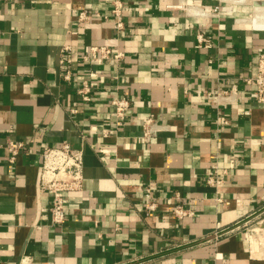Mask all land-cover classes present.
<instances>
[{"label": "crops", "instance_id": "1", "mask_svg": "<svg viewBox=\"0 0 264 264\" xmlns=\"http://www.w3.org/2000/svg\"><path fill=\"white\" fill-rule=\"evenodd\" d=\"M83 9L101 15L80 22ZM111 9V0H0V264H264V103L245 82L264 47V0H125L121 31ZM197 31L211 46L197 47ZM63 44L73 46L70 83L60 75ZM103 44L125 59L82 62ZM89 67L98 88L85 102L76 87ZM233 86V100L217 99ZM115 94L131 100L118 129ZM148 114L164 129L140 143ZM9 137L30 147L15 162ZM63 140L84 151V187L56 227L38 188L40 151ZM215 160L227 170L219 192L203 179ZM149 185L154 212L145 211ZM175 192L193 217L172 215ZM258 220L250 242L244 225Z\"/></svg>", "mask_w": 264, "mask_h": 264}, {"label": "built area", "instance_id": "2", "mask_svg": "<svg viewBox=\"0 0 264 264\" xmlns=\"http://www.w3.org/2000/svg\"><path fill=\"white\" fill-rule=\"evenodd\" d=\"M112 3V18L114 19V27L121 31L125 28L123 20L125 0H111ZM178 6L182 7L183 4ZM222 8L219 5L214 6L213 15H218ZM100 13L89 12L86 9L78 13V20L80 22H88L94 17L100 16ZM108 16H105L107 18ZM2 31L0 30V39ZM197 47L206 48L211 46L210 39L202 31H197L196 34ZM126 57L125 51L115 49L110 45H94L89 48L87 52L82 55V62L89 64L99 63H114L119 65ZM59 65L60 75L66 82L74 80V52L71 44H63L59 49ZM99 77V71L89 67L86 71V77L81 79L76 90L79 98L85 102L93 100L95 90L98 88L96 82ZM116 80L119 79L115 75ZM247 84L254 85L250 91L249 96L259 103H264V47L258 48L257 66L253 75L246 77ZM237 88L233 86L230 89H225L218 93L219 99L233 100L236 95ZM109 102L113 108L115 118V128L123 127L130 119L131 100L126 95L115 94L109 98ZM72 113H77L78 109H71ZM228 120H223L227 123ZM164 129L155 114H148L141 120V134L136 137L140 143L150 142L155 138L159 132ZM103 135H108L110 130L101 128ZM4 149L7 150V156L10 162H15L17 156L21 153L30 151L29 144L23 139L9 137L4 143ZM41 155V173L39 179V191L48 194L51 199L49 208L50 223L56 227L62 226L67 221V210L70 204L69 194L80 191L84 187V151L80 148H75L72 144L63 140L58 145H46L40 151ZM230 168L235 166V157L231 156ZM227 170L221 171L218 162L215 160L211 165V172L204 176V181L207 185L213 186L219 192L220 186L223 184V175ZM144 197L147 200L145 204V211L154 212L158 208V197L152 186H146ZM221 200L220 197L216 198ZM173 208L172 215L177 219H184L193 217L195 212L190 207H187L182 202V197L179 192H175L172 196ZM262 220H258L256 225L245 223V237L248 241H253L254 232L259 231L262 225ZM264 234V231L262 232ZM261 234V235H262Z\"/></svg>", "mask_w": 264, "mask_h": 264}, {"label": "bare ground", "instance_id": "3", "mask_svg": "<svg viewBox=\"0 0 264 264\" xmlns=\"http://www.w3.org/2000/svg\"><path fill=\"white\" fill-rule=\"evenodd\" d=\"M263 11H264V10H263ZM263 16H264V15H263ZM259 17H260V16H259ZM263 18H264V17H263ZM258 19H259V18H258ZM256 20H257V19H256ZM261 22H262V24H263V23H264V19H263V20L261 19L260 22H259L260 25H259V23H258V24H256V26H257V27H263L264 24L262 25Z\"/></svg>", "mask_w": 264, "mask_h": 264}]
</instances>
